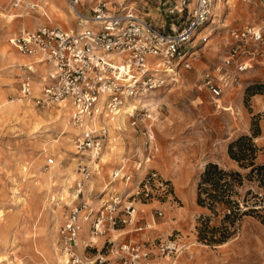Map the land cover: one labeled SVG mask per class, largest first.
<instances>
[{"label": "rangeland", "instance_id": "374dc122", "mask_svg": "<svg viewBox=\"0 0 264 264\" xmlns=\"http://www.w3.org/2000/svg\"><path fill=\"white\" fill-rule=\"evenodd\" d=\"M22 1L14 6L13 0H0V264H64L59 263L58 228L77 199L68 203L58 194L76 193L80 167L89 158L76 146L81 128L73 123L67 108H60L62 103L43 107L34 100L28 103L20 99V81L27 72L23 64L30 58L11 39L23 28L58 25L76 30L86 23L68 0H61L60 5L64 21L50 16L49 6L42 0ZM28 1L38 5L31 8ZM98 1L80 0L78 5L89 16ZM172 1L107 0L113 9L132 6L158 25L167 22L166 29L187 20L186 13L170 12ZM215 2L213 21L186 44L184 59L170 64L160 59L156 63L161 66L155 71L161 84L137 99L136 122L126 112L112 119L100 118L98 124H109L111 140L94 163L97 172L87 183L91 181L94 186L92 199L111 179L114 167L126 164L133 169L135 160L149 155L146 167L156 168L170 182L172 191L160 201L135 203L140 222L151 223V227L137 231L139 236L180 238L185 246L176 264H264V208L253 210L259 202L244 200L248 188L258 193H263V188L245 179L232 196L239 200L240 211H236L235 201H220L215 208L198 202V184L208 162L247 171L229 154L233 139L258 131L253 141L264 146V56L258 54L253 66L242 73L241 84L226 89L218 98L220 107L203 80V73L228 53L232 28L261 23L264 2ZM186 58L190 67L183 63ZM33 79L42 85L40 74H34ZM41 88L34 93L40 95ZM134 105L131 102V107ZM60 110L67 111L71 129L55 120ZM106 146L107 163L100 161ZM50 157L54 162L48 164ZM257 160H264L262 150ZM146 167L135 172L142 176ZM70 174L75 175L72 182ZM119 187H123L122 182ZM156 207H162L164 214L158 215ZM227 228L229 233L223 241L210 242L202 237ZM95 240L99 247L104 237ZM98 247L93 245L87 251L98 253ZM157 264H169V260L163 258Z\"/></svg>", "mask_w": 264, "mask_h": 264}, {"label": "built area", "instance_id": "2783aa9c", "mask_svg": "<svg viewBox=\"0 0 264 264\" xmlns=\"http://www.w3.org/2000/svg\"><path fill=\"white\" fill-rule=\"evenodd\" d=\"M215 1L173 0L170 12L186 13L187 20L166 29L167 22L158 25L132 6L113 9L107 0H99L91 15L78 12L79 16L88 17V23L76 30L43 25L23 28L11 39L21 53L34 57L23 64L27 72L20 81V99L34 100L43 107L68 103L73 123L81 128L76 146L89 158L80 167L81 179L76 183L74 198L77 202L58 228L59 249L65 264H155L156 257L176 264L185 246L180 238L122 237L125 225L132 224L137 231L151 227L148 222H140L137 201H160L172 191L170 182L156 168L146 167L149 155L135 160L133 169L126 164L114 167L111 179L92 199L94 186L86 189L85 186L98 169L91 161L98 159L111 140L109 124H98L100 118L112 119L130 102H135L126 113L136 122L137 99L161 84L150 64L160 59L169 64L184 59L186 44L213 21ZM22 2L13 0V5ZM69 2L77 6L80 0ZM37 5L27 2L31 8ZM230 34L233 42L228 53L213 69L203 73L204 84L218 107L221 106L218 98L225 90L240 85L242 73L253 66L258 54L264 56V17L260 24L232 28ZM183 63L191 66L187 58ZM39 64H46L47 69L42 70ZM36 73L42 80L40 95L34 93ZM53 162L50 157L48 164ZM145 167L142 176L135 172ZM119 182L123 187H119ZM155 212L164 214L162 207H156ZM84 226L89 235L104 237L99 247L92 237H88L89 242L84 241ZM93 245L98 247V253L89 254L87 248Z\"/></svg>", "mask_w": 264, "mask_h": 264}, {"label": "trees", "instance_id": "16d2710c", "mask_svg": "<svg viewBox=\"0 0 264 264\" xmlns=\"http://www.w3.org/2000/svg\"><path fill=\"white\" fill-rule=\"evenodd\" d=\"M256 134H258V131H255L254 134H242L229 143L228 151L230 156L241 167L247 169L245 173L239 169H227L215 161H210L206 164L198 184V202L200 204L215 208V205L220 201H235L237 204L236 211H240L239 200L232 198V196L238 193L237 187L242 185L247 179L263 188V193L254 192L251 188H248L244 200L253 199L251 200L253 204L259 202V207L251 208L253 210L264 208V160H257L259 152L261 150L264 152V146H259L253 141V136ZM249 193H253L252 196L248 197ZM229 215L230 213L226 214V216ZM228 233L229 230L227 228L226 230H221L219 234L212 232L209 235L203 234L202 237L210 242H220L227 238Z\"/></svg>", "mask_w": 264, "mask_h": 264}, {"label": "bare ground", "instance_id": "6f19581e", "mask_svg": "<svg viewBox=\"0 0 264 264\" xmlns=\"http://www.w3.org/2000/svg\"><path fill=\"white\" fill-rule=\"evenodd\" d=\"M43 1V5H45V6H49V9H50V12H49V14H50V16L51 15H54L56 18H60L61 20H65V12H64V10H62V7L60 6V5H63V3H61V0H60V2L59 3H56V1H54V0H42ZM69 1V0H68ZM216 3V2H215ZM218 3H216L214 6H216ZM70 6L72 7V8H74L75 10H76V12H77V15L79 16V14H78V12L79 11H81V9L79 8V5H77V6H72V4L70 3ZM73 10V9H72ZM74 11V10H73ZM19 13H17V14H11V18H13V17H15V16H17ZM46 14V13H45ZM76 14V13H75ZM81 18H82V21L83 22H85V23H88V17L87 16H85V15H81L80 16ZM29 21L31 22V20L29 19ZM30 59H31V57H29ZM163 61H165L164 59H162ZM28 62V61H27ZM27 62H25V63H27ZM166 62V61H165ZM158 63H160V62H158L157 61V64ZM166 63H168V62H166ZM155 64V65H154ZM162 65V64H161ZM41 66V68H42V70H46L47 69V66L45 65V64H41L40 65ZM150 66L151 67H153V69H154V71H157L158 69H159V67H161V66H159V65H156V63H153V64H150ZM157 69V70H156ZM159 72V71H158ZM42 85H41V81L40 82H35V89L36 90H38L39 89V87H41ZM147 99V98H146ZM25 101H27L28 103H30L31 101L30 100H25ZM12 103V102H11ZM62 104H63V106H61L60 108L61 109H65V108H67V110L69 111V113L71 114V110H70V108H69V106L68 105H64V103L63 102H61ZM133 103H135V102H133ZM139 105V104H138ZM26 106V105H25ZM27 107V106H26ZM25 107V108H26ZM134 106H132L131 107V102L124 108V110H123V112H121V113H125L126 112V110H129V109H131V108H133ZM12 108V107H11ZM23 108H24V106H23ZM228 110H229V108H228ZM120 113V114H121ZM119 114V115H120ZM118 116V115H117ZM57 117V118H56ZM56 117H55V120L56 121H59L66 129H71V128H69V126L67 125V117H68V113H67V111H64V110H60L59 111V113L58 114H56ZM115 128H120L118 125H115L114 126ZM108 151H109V149H107V146L104 148V150H103V154L101 155V159H100V161L101 162H106L107 163V161H108V157H109V153H108ZM100 155V154H99ZM99 157V156H98ZM97 162V160L96 161H91V163L93 164V166L95 165L94 163H96ZM75 178V175L74 174H70V182H72L73 181V179ZM87 186L90 188L91 186H92V182L91 181H89L88 183H87ZM59 198H61L62 200H67L68 201V203H72L73 201H74V198H75V196H76V193H69V191L67 192V194H63L62 192H60L59 194ZM68 197H70V198H68ZM67 203V204H68ZM85 228H86V226H84V228H83V239H84V241H86L87 240V238L88 237H92V238H94V239H96V237H94V236H91V235H89L87 232H85L84 230H85ZM88 234V235H87ZM59 263H64L65 264V261H64V258H63V256L61 255V258H59Z\"/></svg>", "mask_w": 264, "mask_h": 264}, {"label": "crops", "instance_id": "0c3cea01", "mask_svg": "<svg viewBox=\"0 0 264 264\" xmlns=\"http://www.w3.org/2000/svg\"><path fill=\"white\" fill-rule=\"evenodd\" d=\"M28 56V55H27ZM29 57H31V59H28L27 61H30V60H32V59H34V57L33 56H29ZM26 61V62H27ZM39 65H41V64H39ZM42 69V68H41ZM143 203H149V202H143ZM151 224V223H150ZM128 225H132V224H128ZM128 225H125L124 227H123V235H122V237H125V238H133V237H137V236H139V232H137V230H135V227H134V225H133V227H129L128 228ZM143 237V236H142ZM145 238H148V237H151V238H153L154 236H152V235H150V234H148V235H146V236H144ZM161 261H163V258L161 257V258H158V257H156L155 259H154V263L155 264H157L158 262H161Z\"/></svg>", "mask_w": 264, "mask_h": 264}]
</instances>
